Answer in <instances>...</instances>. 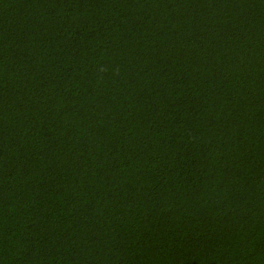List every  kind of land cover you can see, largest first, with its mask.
I'll return each instance as SVG.
<instances>
[{
    "label": "trees",
    "instance_id": "obj_1",
    "mask_svg": "<svg viewBox=\"0 0 264 264\" xmlns=\"http://www.w3.org/2000/svg\"><path fill=\"white\" fill-rule=\"evenodd\" d=\"M0 264H264V0H0Z\"/></svg>",
    "mask_w": 264,
    "mask_h": 264
}]
</instances>
